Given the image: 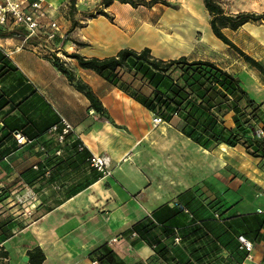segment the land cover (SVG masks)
<instances>
[{"label":"crops","instance_id":"0c3cea01","mask_svg":"<svg viewBox=\"0 0 264 264\" xmlns=\"http://www.w3.org/2000/svg\"><path fill=\"white\" fill-rule=\"evenodd\" d=\"M47 1L58 7L64 0ZM86 3L75 1L78 23L69 29L66 20L59 38L0 26L14 32L0 36V251L7 253L0 264H29L36 246L42 264H184L187 251L196 264H264V153L254 156L240 143L201 146L184 133L182 117L155 122L158 115L67 55L148 47L156 58L187 56L193 41L181 33L183 22L167 20L159 2L97 4L110 17H88L96 10ZM167 42L176 54L167 56ZM55 60L90 87L96 107ZM250 79L243 89L264 118V75ZM14 131L30 143L19 146ZM92 154L107 158L110 174L90 163ZM32 194L24 214L17 198ZM239 233L253 243L250 257Z\"/></svg>","mask_w":264,"mask_h":264},{"label":"trees","instance_id":"16d2710c","mask_svg":"<svg viewBox=\"0 0 264 264\" xmlns=\"http://www.w3.org/2000/svg\"><path fill=\"white\" fill-rule=\"evenodd\" d=\"M113 1L99 0L98 5L106 7ZM118 1L129 3L133 7H151L158 2L166 4L162 0ZM202 1L210 15V28L215 37L237 50L245 60L264 71V66L245 54L223 32V28L236 29L249 20L264 19V14L251 12L229 14L224 11L217 0ZM74 2L75 0H71L69 29L77 23L72 18ZM96 12L110 17L103 9H97ZM13 33L12 30L0 29V36ZM67 55L76 58L81 67L92 69L162 119L169 120L173 115L182 117L186 121L184 133L201 146L209 147L213 143L234 146L240 143L245 146L248 153L254 156H261L264 153V148L260 147L259 141L257 144L255 138L248 136V133L254 130V126L250 124L251 120L247 118L246 110L253 105L254 110L258 111V104L247 98L246 91L241 87L238 78L213 61L190 60L185 55L170 59L156 58L151 55L148 47L139 51L124 47L116 54L103 58L87 57L76 52ZM55 63L68 74L71 81L76 82L77 87L84 91L92 105L96 107L99 101L90 87L80 80H75V77L62 66V63L56 60ZM231 112L234 127H228L225 124V118ZM186 209L183 210L187 211ZM6 254V251H0L1 257H5ZM188 258H183L184 264H192ZM43 259L44 254L38 246L28 253L29 264H42Z\"/></svg>","mask_w":264,"mask_h":264},{"label":"rangeland","instance_id":"374dc122","mask_svg":"<svg viewBox=\"0 0 264 264\" xmlns=\"http://www.w3.org/2000/svg\"><path fill=\"white\" fill-rule=\"evenodd\" d=\"M85 1L87 2L86 4L89 3L91 4V6L92 4H95L90 8L95 10L99 9L97 6L99 0ZM162 1L166 3L162 4L167 5V9H169L167 10L166 15L167 20H171V22L181 20L183 22L181 33L189 36V38H191L193 41L192 49L187 56H197L198 58H206L207 60L213 59L215 60V62L221 65H225V69H227L230 73H232L236 78L239 79V83L242 88H244L245 85L248 87L247 81H251L250 78L253 72L264 75V71H261L251 62L245 60V58L237 50L215 37L210 28V15L204 5L203 7L201 6V4H203L202 0ZM217 1L221 4L224 11L229 14H236L239 12L264 14V0ZM185 8L187 9V11ZM70 9L71 0H64L63 2H61L60 6H58L59 14H57L56 19L59 23V30L57 31V34L53 37V39L59 38V33L62 32L63 28H66L64 22L66 20H70L71 18ZM76 13L77 7L74 4V15L72 16V18H75ZM92 13V11L89 12L88 17ZM93 14L96 15L97 12ZM135 15L137 17H140L141 20L145 13L139 12L135 13ZM142 27H144V24H141V28ZM223 31L245 54L251 56L253 59L264 58V19L249 20L236 29L223 28ZM38 37L41 39H46L44 33H41ZM143 39L151 42V38L149 37H142L140 40L143 41ZM197 40H201L202 42H199ZM176 51H178V49H176L174 43L167 42V56L176 54ZM260 64L264 66V64ZM246 96L248 99L253 100L251 99L250 95L247 94V92ZM246 113L247 118L251 120L250 124L254 126V130L252 132H249L248 136H251L252 138H259L261 140V143L258 144L260 145V147L264 148V138H262L258 134V126L259 124H262V122H264V120H262L264 118L260 116L261 113L259 111L254 110L253 105L247 108ZM189 254V251L182 252V257L188 258ZM188 260L190 263L196 264L195 258L191 259L189 257Z\"/></svg>","mask_w":264,"mask_h":264},{"label":"built area","instance_id":"2783aa9c","mask_svg":"<svg viewBox=\"0 0 264 264\" xmlns=\"http://www.w3.org/2000/svg\"><path fill=\"white\" fill-rule=\"evenodd\" d=\"M58 7L47 0H0V26L10 24L19 26L25 30V37H38L44 33L46 39H53L59 30V23L56 19ZM160 116H154L155 122L161 121ZM65 127L63 132L70 129V125L64 121ZM258 134L264 138V123L259 124ZM13 136L18 145L30 143L31 139L24 136L19 131H14ZM62 139V135L59 136ZM90 163L104 174H110L108 169V161L106 157H100L92 154ZM36 196L21 195L17 198V203L22 207V213L30 214V205L35 202ZM30 205H28V204ZM240 247L243 248L250 257L253 249V243L244 234L237 235ZM181 237L176 233L173 241L178 243Z\"/></svg>","mask_w":264,"mask_h":264}]
</instances>
